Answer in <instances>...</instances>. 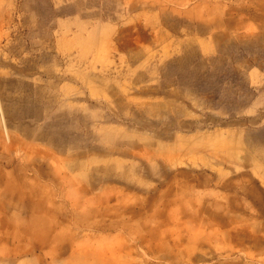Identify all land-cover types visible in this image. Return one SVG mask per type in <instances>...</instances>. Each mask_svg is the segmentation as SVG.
Instances as JSON below:
<instances>
[{"label": "rangeland", "instance_id": "1", "mask_svg": "<svg viewBox=\"0 0 264 264\" xmlns=\"http://www.w3.org/2000/svg\"><path fill=\"white\" fill-rule=\"evenodd\" d=\"M0 264H264V0H0Z\"/></svg>", "mask_w": 264, "mask_h": 264}]
</instances>
